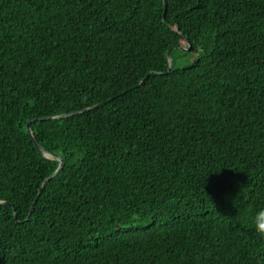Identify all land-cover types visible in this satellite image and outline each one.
I'll use <instances>...</instances> for the list:
<instances>
[{
    "label": "trees",
    "instance_id": "16d2710c",
    "mask_svg": "<svg viewBox=\"0 0 264 264\" xmlns=\"http://www.w3.org/2000/svg\"><path fill=\"white\" fill-rule=\"evenodd\" d=\"M0 202V264H264V0H0Z\"/></svg>",
    "mask_w": 264,
    "mask_h": 264
},
{
    "label": "water",
    "instance_id": "95a60500",
    "mask_svg": "<svg viewBox=\"0 0 264 264\" xmlns=\"http://www.w3.org/2000/svg\"><path fill=\"white\" fill-rule=\"evenodd\" d=\"M170 29H171V30H175V29H173V28H170ZM187 42H189V41H187ZM188 44H189V48L180 47V49H181V50H190V49H191V44H190V43H188ZM167 57H168V61H169V70H171V69L173 68V59H172L171 51H168V52H167ZM99 106H100V105H96V106H94V107H92V108H88V109H86V110H84V111H81V112H74V113H71V114L62 115V116H58V117L45 118V120L68 118V117L74 116V115H76V114L84 113L85 111H88V110H91V109L98 108ZM34 121H36V120H34ZM30 124H31V122H29L28 125H27L28 132H29V134L31 135V137H32V139H33V141H34V145H35L37 151L39 152V154H40L41 156L47 158V159L57 160V161H59V163H60V166H59V168L56 170V172H55L53 175H51L49 178H47V179L45 180V182H44V184H43V186H42V187H44L49 181H51L53 178H55V177L61 172V170H62L64 164H63L62 159H61V157H60L59 155H57V154H55V153H52V152H48V151H46V150H45V149L39 144V142L36 140V138H35V136H34L32 130H31V128H30ZM0 204L8 205L9 203H7V202H0ZM34 204H35V203H34ZM33 206H34V205H33ZM33 206H32V208H31V212H33ZM15 216H16V214H15ZM16 217H17V216H16Z\"/></svg>",
    "mask_w": 264,
    "mask_h": 264
},
{
    "label": "clouds",
    "instance_id": "9594fccd",
    "mask_svg": "<svg viewBox=\"0 0 264 264\" xmlns=\"http://www.w3.org/2000/svg\"><path fill=\"white\" fill-rule=\"evenodd\" d=\"M251 226L253 227L255 233L264 239V208L257 211L251 218Z\"/></svg>",
    "mask_w": 264,
    "mask_h": 264
},
{
    "label": "rangeland",
    "instance_id": "374dc122",
    "mask_svg": "<svg viewBox=\"0 0 264 264\" xmlns=\"http://www.w3.org/2000/svg\"><path fill=\"white\" fill-rule=\"evenodd\" d=\"M182 44H184V42H182ZM183 47L185 46L183 45ZM195 58H196V54L193 53H187V54L179 53L178 55L175 56V64L178 67L186 66L191 64L195 60Z\"/></svg>",
    "mask_w": 264,
    "mask_h": 264
}]
</instances>
